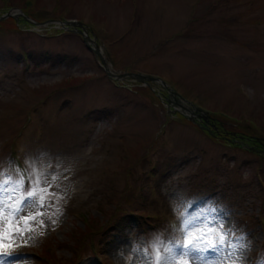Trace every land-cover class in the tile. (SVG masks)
<instances>
[{
    "label": "rangeland",
    "instance_id": "rangeland-1",
    "mask_svg": "<svg viewBox=\"0 0 264 264\" xmlns=\"http://www.w3.org/2000/svg\"><path fill=\"white\" fill-rule=\"evenodd\" d=\"M6 13L0 180L48 193L20 213H43L34 231L6 241L18 260L146 264L192 221L188 238L222 229L245 245L200 264H264V153L251 142H264V0H0ZM95 45L113 74L156 81L108 77Z\"/></svg>",
    "mask_w": 264,
    "mask_h": 264
},
{
    "label": "snow or ice",
    "instance_id": "snow-or-ice-1",
    "mask_svg": "<svg viewBox=\"0 0 264 264\" xmlns=\"http://www.w3.org/2000/svg\"><path fill=\"white\" fill-rule=\"evenodd\" d=\"M38 187L39 182H37L35 188L30 183L29 188L25 190L23 175H21L19 181L0 180V264H15L17 259L28 258L23 254L9 251L8 249L13 244L6 243V241L14 243L17 236H22L26 231H34L33 221L43 213L37 211L35 214L28 216H20V213L33 205L38 208L44 206V201L48 195L47 189H42L41 194L38 196L36 190ZM192 223V221H184L181 235L169 241L168 244H165L163 240H155L156 256L153 261V257L146 253V264L148 261H153V264H189L188 259H178V257H187L194 264H200L206 258L208 252L218 255L222 249L227 248L231 257L236 255L237 250L242 251L245 247V245H233L231 241L226 239L229 233L224 232L222 229L219 235L209 228L194 238H188L187 230ZM40 226H44L43 221H40ZM208 237H211V239H208ZM201 241L204 242L201 243Z\"/></svg>",
    "mask_w": 264,
    "mask_h": 264
},
{
    "label": "water",
    "instance_id": "water-1",
    "mask_svg": "<svg viewBox=\"0 0 264 264\" xmlns=\"http://www.w3.org/2000/svg\"><path fill=\"white\" fill-rule=\"evenodd\" d=\"M8 17H12V18L16 19V16H14V15H12V14H10V13H6L5 15L0 16V21L5 20V19L8 18ZM68 24L74 26V24H72V23H70V22H68ZM79 28H80V30H78L77 32H78L79 34H83V32H82V29H83V28H82L81 26H80ZM84 40H85V42H93V40H91V39H90L88 36H86V35L84 36ZM92 50H93L94 53L100 58L101 63H102V65H103V67H104V69H105V71H106L108 77H110V78H121V79H123V78L126 77V76H128V77H129V76H130V77L133 76V77H135V78H136L137 80H139V81H150V82L155 81V80L152 79V78H148V77H144V76L136 75V74H133V75H130V74L115 75V74H113L112 72L109 71V69H108V67H107V64H106L105 60L103 59V57L101 56V53H100L98 47L95 45V47L92 48Z\"/></svg>",
    "mask_w": 264,
    "mask_h": 264
},
{
    "label": "trees",
    "instance_id": "trees-1",
    "mask_svg": "<svg viewBox=\"0 0 264 264\" xmlns=\"http://www.w3.org/2000/svg\"><path fill=\"white\" fill-rule=\"evenodd\" d=\"M24 11V13H26V14H28V13H30V11L27 9V7H25V9H23ZM29 15V14H28ZM34 18V17H33ZM35 19V18H34ZM14 24H15V26H12L13 28H17L16 27V22L15 21H13V20H11ZM12 23V24H13ZM13 24V25H14ZM244 125V124H243ZM242 125V126H243ZM243 127H245L246 129H248V128H252V129H254L255 130V126H251V124H247V125H245V126H243ZM248 136V135H247ZM211 137V136H210ZM246 138H248V137H246ZM253 143H256V142H253ZM253 145H255V144H253ZM136 218V216H135V213H129V214H126L125 216H123V217H121V219L119 220V221H117L115 224H113L112 225V227L110 228V230L112 231V232H116V233H120V235L121 234H123L124 233V231H125V229L126 228H129V226H130V224L132 223V221L134 220ZM125 223V225L124 226H121L122 224H124Z\"/></svg>",
    "mask_w": 264,
    "mask_h": 264
},
{
    "label": "bare ground",
    "instance_id": "bare-ground-1",
    "mask_svg": "<svg viewBox=\"0 0 264 264\" xmlns=\"http://www.w3.org/2000/svg\"><path fill=\"white\" fill-rule=\"evenodd\" d=\"M9 251H12V250H9ZM12 252L16 253V251H12ZM16 254H23V253H20V252H19V253H16ZM23 255H24V254H23ZM17 260H18V259H17ZM17 264H23V262L20 261V260H18V261H17Z\"/></svg>",
    "mask_w": 264,
    "mask_h": 264
}]
</instances>
